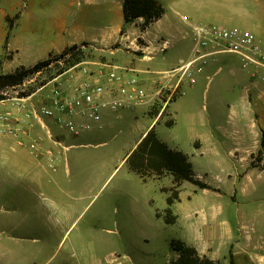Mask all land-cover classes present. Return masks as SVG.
Wrapping results in <instances>:
<instances>
[{
  "label": "rangeland",
  "instance_id": "1",
  "mask_svg": "<svg viewBox=\"0 0 264 264\" xmlns=\"http://www.w3.org/2000/svg\"><path fill=\"white\" fill-rule=\"evenodd\" d=\"M161 2L165 18L145 36L140 34L147 30H141L142 19L139 26L125 28L121 34L122 48L126 49L130 40L140 46L135 55L139 61H171L190 51L189 39L175 42L167 38L169 44L165 50H162L165 41H153L155 33L168 20H178L181 15H192L203 25L250 32L257 27L264 29V0ZM174 10L179 12L178 18ZM129 36L131 39L126 40ZM8 37L0 56V75H10L23 68L17 67L14 53L8 50ZM149 42L158 44L156 50L143 52L141 47L150 46ZM58 56L50 58L49 65L25 77L21 85L0 90L4 97L0 102V264H169L176 261L179 255L170 244L176 241L178 234L165 221L166 211L162 210L160 194H151L149 188H142L129 164L128 158L140 144L134 145L137 126L133 120L129 125L117 124L111 130H92L75 137L59 130L52 120L43 119L54 140L60 141L64 148L74 145L62 149L50 142L46 130L32 114L33 109L49 105V97L56 87L65 89L70 84L83 82L89 75L101 73L104 65L132 67L122 65L108 52L89 45H80L63 58ZM214 65L221 66L220 76L229 67L239 69L237 60L218 61ZM205 74L204 71L194 75L197 80L194 86L184 81L179 96L185 100L194 97V107L201 113L202 93L208 85ZM217 79L214 77L211 88L217 86ZM249 84L245 101L253 107L255 99L263 96L264 89ZM253 89L258 91L255 99L251 95ZM232 100V97L227 98L228 102ZM163 105L155 99L143 108L152 119H157L161 136L162 131L169 139L176 134L171 140L184 148L180 126L169 130L173 121L171 105L161 112ZM222 116L218 122L224 121ZM6 127H11L13 134H7ZM34 142L40 145L38 152L29 151L28 146ZM80 144L83 146L78 147ZM49 150L61 158L52 163L46 154ZM142 156H135L133 162L138 163ZM252 166L264 168V147ZM143 171L145 176L157 178L151 171ZM147 194L151 195L153 205L144 203ZM152 206L163 216L153 215ZM167 217L172 221L170 214ZM172 251L178 257L169 261ZM227 264H233L232 260Z\"/></svg>",
  "mask_w": 264,
  "mask_h": 264
},
{
  "label": "crops",
  "instance_id": "2",
  "mask_svg": "<svg viewBox=\"0 0 264 264\" xmlns=\"http://www.w3.org/2000/svg\"><path fill=\"white\" fill-rule=\"evenodd\" d=\"M123 1L0 0V56L8 36V50L14 53L17 67L23 68H31L58 56L69 47L85 44L108 52L122 65H130L139 74L148 92H155L158 87L169 83L163 75L185 62L189 50L184 57L171 61L137 60L136 50L140 46L135 45L129 36L125 39L130 40V45L122 48L121 32L125 28L139 26L142 20L124 25ZM155 1L162 3L161 0ZM174 14L178 18L177 10H174ZM184 16L189 18L190 24L200 23L192 15H181L178 20H168L155 33L153 41L159 39L163 42L172 38L178 42L188 39L186 35L190 32V24L182 20ZM164 18L165 12L158 22L140 34L145 36ZM251 32L264 50V29L257 27ZM116 44H119L118 47ZM149 44L141 47L143 52L156 50V42ZM235 59L222 57L219 63ZM108 66L104 65L101 72L109 70ZM217 67L210 65L205 70V80L213 76ZM219 73L214 76L218 78L217 86L211 88L213 77L202 93V113L194 107V97L188 100L179 97L171 104L173 121L169 130L180 126L181 140L186 144L184 148L171 140L176 138V134L169 139L162 131L161 136L157 119H152L145 108L121 110L115 114L105 112L101 129L96 130H111L117 124L129 125L133 120L137 126L135 147L153 131L169 150L184 154L195 176L211 189H199L188 182L176 188L170 175L142 178L135 173L142 188H149L151 194H160L162 210H169L172 217L168 225L174 227L178 234L174 240L195 249L200 257L211 261L227 264L231 259L233 264H253L245 252L247 248L243 232L248 227L254 228L258 234L264 230V185L261 184H264V168L252 166V161L260 152L264 134V93L260 99H255L258 91L252 90L255 105L251 107L245 101L246 90L250 87L248 76L233 67H229L221 76ZM99 80L105 82L104 78ZM228 97L233 100L228 102ZM221 115L224 121L218 122ZM73 146L69 145L68 149ZM172 189L177 192V199L168 205ZM144 197L145 204L153 205L151 195ZM151 209L153 215L163 216L154 206ZM131 216L134 217L133 212ZM255 244L253 241L251 246ZM177 257L173 252L169 261Z\"/></svg>",
  "mask_w": 264,
  "mask_h": 264
},
{
  "label": "built area",
  "instance_id": "3",
  "mask_svg": "<svg viewBox=\"0 0 264 264\" xmlns=\"http://www.w3.org/2000/svg\"><path fill=\"white\" fill-rule=\"evenodd\" d=\"M182 20L190 24L188 17L184 16ZM186 36L191 45L188 59L165 73L163 76L169 83L158 87L155 92H148L135 70L109 65V70L97 75L91 74L83 82L70 84L65 89L54 88L49 97V105L33 109L32 114L40 121L55 147L68 149L60 141L53 139L43 119L52 120L59 130L76 137L101 129L105 112L115 114L121 110L143 108L155 99L164 104L162 112L179 98L184 81L189 86L196 85L194 75L204 73L208 66L218 64L222 57H235L239 70L248 76L251 84L264 89V50L250 31L198 23L190 24V32ZM163 43L162 50H165L169 43ZM221 71V66L217 67L213 76L206 78L207 84ZM100 78H104L105 82H101ZM162 97L165 99L161 100ZM5 131L7 134L14 132L11 127H6ZM28 148L31 152H38L40 145L34 142ZM52 152L53 150H49L46 154L54 163L59 157ZM243 234L247 257L253 264H264V230L258 234L254 228L248 227ZM253 241L256 244L251 246Z\"/></svg>",
  "mask_w": 264,
  "mask_h": 264
},
{
  "label": "trees",
  "instance_id": "4",
  "mask_svg": "<svg viewBox=\"0 0 264 264\" xmlns=\"http://www.w3.org/2000/svg\"><path fill=\"white\" fill-rule=\"evenodd\" d=\"M122 14L124 25H130L136 20L142 19L143 25L141 30L145 31V29L162 18L164 9L155 0H124L122 4ZM122 33L123 31L121 34ZM77 48L78 46H72L65 49L58 58L65 57L69 52H72ZM51 61V59H48L38 63L28 70L20 68L13 74L0 75V90L21 85L25 77L29 74L38 72L43 67L49 65ZM2 100H4V97L2 91H0V102ZM263 136L264 135H262V137ZM263 139L261 147H264ZM138 155L143 156L139 157L138 163H134L133 158ZM128 160L131 170L142 178L147 177L143 173V169H146L149 172L151 171L156 177H161L164 173L169 174L172 176L176 188L182 183L188 182L199 189H211L195 176L187 157L180 152L169 150L165 144L157 139L153 131L146 135V137L140 142L137 150L131 154ZM258 168L260 167L258 166ZM172 193L173 198H171V196L168 198V205H171L173 200L177 199V192L173 190L171 191V194ZM169 214V210H166L165 221L168 224L172 222L167 217ZM170 245L171 249L178 253L179 257L176 261H172L169 264H214L211 260L205 257H200L195 249L187 247L180 241H172Z\"/></svg>",
  "mask_w": 264,
  "mask_h": 264
}]
</instances>
